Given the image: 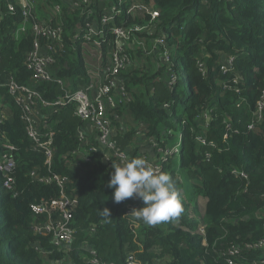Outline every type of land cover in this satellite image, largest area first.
Listing matches in <instances>:
<instances>
[{
  "label": "trees",
  "instance_id": "16d2710c",
  "mask_svg": "<svg viewBox=\"0 0 264 264\" xmlns=\"http://www.w3.org/2000/svg\"><path fill=\"white\" fill-rule=\"evenodd\" d=\"M95 1L103 2L102 7L94 3L100 12L117 0ZM142 1L159 13L150 26L157 29L155 37L160 30L165 33L170 62L166 66L160 54L154 53L143 64L130 46L131 66L120 73L131 78L126 82L131 99L109 112L112 119L117 113L122 115L126 128L115 121L112 137L117 147L134 158L142 154L146 141L150 147L152 141L157 142L155 149L152 147L157 155L159 148L177 144L182 134L180 154L163 164V172L172 177L183 211L176 219L156 226L127 213L128 204L140 208L143 201L133 197L114 202V189L108 187V181L116 157L106 162L107 149L88 131L89 123L76 114L74 104L54 108L35 98L39 128L43 135L53 134L52 165L47 167L44 152L33 148L22 107L7 82L13 77L50 102L85 86L90 67L75 57L74 48L81 44H68L84 19L79 10H70L66 1L48 0L62 7L56 22L64 27L67 51L56 55L50 67L62 84L35 81L26 67L35 35L30 28L20 32L24 19L17 0H0V161L4 143L17 147L10 172L12 188L4 187L5 176L0 170V264H127L131 253L141 264H228L219 250L264 235V110L259 120L254 116L264 90V0ZM9 2L16 5V13L9 11ZM127 14H119L116 24L123 25L124 18L127 27L141 22L140 18L125 17ZM130 36L128 45L142 34L132 31ZM108 48L109 43L103 42L104 54ZM229 57L234 58L231 66L226 63L231 71L224 73L222 64ZM103 60L108 62V57ZM91 62L99 61L93 58ZM167 67L179 75L171 89L164 72ZM236 75H240L239 84L233 82ZM205 113L209 122L203 127ZM253 123L256 127L250 128ZM82 131L87 132L88 144L80 140ZM226 132L229 136L224 140ZM198 134L208 143H200ZM93 145L98 152L90 151ZM88 153L89 162L84 157ZM32 172H38L39 177L50 172L66 177L65 191L76 198L72 218L76 234L70 246L58 245L52 235L35 231L47 214H36L32 205L60 197V187L57 182L39 180ZM200 196L207 199L203 215L197 203ZM106 207L111 210L110 219L101 216ZM191 213L200 215L201 222L190 217ZM201 226L204 234L197 232ZM92 250L97 263L90 261ZM235 260L264 264V251L244 250Z\"/></svg>",
  "mask_w": 264,
  "mask_h": 264
},
{
  "label": "built area",
  "instance_id": "2783aa9c",
  "mask_svg": "<svg viewBox=\"0 0 264 264\" xmlns=\"http://www.w3.org/2000/svg\"><path fill=\"white\" fill-rule=\"evenodd\" d=\"M21 1L22 6V16L25 20H29L34 17L35 13V4L34 0H19ZM72 2V7L74 10H79L81 14L86 15L87 18H90L86 23V27L81 29L83 32V44L88 41L89 44H94L99 48L103 42H108L111 45L115 46L112 57H114L115 62H113L112 67H106L105 70L107 75L103 77L100 76L101 81L95 85V90L92 93L90 91L91 87H80L73 91H67L63 96L57 98L56 100L50 102L42 99L41 95L36 91L30 89L26 85H20L15 81L13 77L7 82L9 92L15 97V101L22 107L23 115L22 119L26 123V131L30 139L33 141V148L44 152L46 159L45 164L49 168L52 165L53 158V134H45L47 138H44L45 135L41 132L39 128V120L37 116V111L35 110V98H39L44 106H51L54 108L62 107L68 104H74L75 112L82 119L90 122L92 127L98 132V140L103 148H107L111 153L104 151V158L107 162H110L112 156L116 157V162L121 163L120 157L125 156L131 159L129 152H126L119 147H117V142L113 140V132L115 130V125L109 117V112L112 111L113 107L117 102H123L128 100V91L124 84L119 81V69L124 68L127 65L125 63V57L122 56V53L126 50L124 49V38L127 37L126 31L130 32L137 30L133 29V26L127 27V25H117L113 24L112 27H107L108 24L114 23L117 16L123 13L131 12H142L143 9L139 5H144L147 11L151 6L147 5L142 0H131L132 3H128L130 0H117V4H113L111 7H105L97 19V9L91 6V0H69ZM140 3V4H139ZM9 11L14 14L16 13V5L13 2L8 3ZM54 10L56 13L61 11V5L55 4ZM149 10V9H148ZM154 13V14H153ZM158 12L154 11L151 8V11H148V15L152 17L151 21H154L158 17ZM93 24L97 25V28H93ZM128 28V29H127ZM130 28V29H129ZM154 32L157 30L155 26L151 27ZM35 34L37 36L33 49L28 53L26 58V67L32 72V78L36 81H53L56 80L59 83H62L61 79H56L53 77V74L50 71V67L53 65L55 59L52 54L54 46L52 44L43 45L42 39H54L59 41L61 47H63L62 33H64L63 25L52 26L48 23H35L34 24ZM79 37V35H77ZM160 45H163L164 48L167 47L165 38L161 35L157 38ZM129 41V39L127 40ZM126 41V42H127ZM95 56L94 54H91ZM165 60H169V50L164 51ZM233 57L226 59L225 63L222 64V70L224 73L231 71V67H227L226 63H229L230 66L233 64ZM101 72V70H100ZM104 79V80H103ZM177 77L175 74L171 76L169 84L171 86L175 85ZM240 75H236L233 79L235 84H239ZM235 92H240V89L235 88ZM167 106V104H165ZM264 110V90L257 101L256 110L254 116L256 120H259L262 117ZM209 116L208 113L204 115ZM209 122V117L203 121V127L207 126ZM204 124H206L204 126ZM257 123L250 125V128H255ZM231 127L230 125L228 128ZM48 135V136H47ZM203 134H198L196 139L202 143L207 144V140ZM229 136V133L224 134V140ZM80 140L84 144H88V136L86 131L80 132ZM157 142L152 141V147L155 149ZM182 144V134L179 135V141L173 146H166L158 149V162L151 160L145 153L139 155L140 157L147 160L155 168L160 171H163V164L167 162L170 158H175L180 154V146ZM209 144L214 145L215 142H209ZM5 152L2 155L0 161V170L5 176L4 187L10 189L13 185V178L10 175V172L14 170L15 161L13 152L17 150V147L12 143H4ZM90 151L98 152L99 148L97 146H91ZM92 153V152H90ZM90 153L86 154L84 157L86 160H90ZM106 154V155H105ZM156 154V153H155ZM32 175L38 177L39 180L46 183L57 182L60 187V197L52 199L51 201H44L40 204H33L32 210L36 214H47V219L38 222L35 225V231L40 234L52 235L54 241L58 245L70 246L75 240L76 231L72 227V218L73 210L76 204V198L68 195L64 188V183L66 177H63L59 174L50 172L47 175L39 177L38 172H32ZM243 177H247V174L241 172ZM264 197V194H263ZM136 199V197H135ZM137 200V199H136ZM136 206L132 204L127 205L126 212L131 213V211ZM201 234H204V228L201 226L198 228ZM263 250L264 251V235L255 241L245 242V243H232L228 248L219 250V256L224 257L228 264H240L235 260V257L239 256L244 250ZM91 253L93 257L90 261L97 263L95 258V251L92 250ZM256 264V262H253ZM127 264H141L135 257L134 254H130L128 257Z\"/></svg>",
  "mask_w": 264,
  "mask_h": 264
},
{
  "label": "clouds",
  "instance_id": "9594fccd",
  "mask_svg": "<svg viewBox=\"0 0 264 264\" xmlns=\"http://www.w3.org/2000/svg\"><path fill=\"white\" fill-rule=\"evenodd\" d=\"M106 155V154H105ZM121 163H113L108 187L114 189L115 203L136 197L143 206L134 208L131 215L146 225L156 226L176 219L183 205L172 177L155 168L142 157H120ZM101 216L112 218L111 210L104 208Z\"/></svg>",
  "mask_w": 264,
  "mask_h": 264
},
{
  "label": "crops",
  "instance_id": "0c3cea01",
  "mask_svg": "<svg viewBox=\"0 0 264 264\" xmlns=\"http://www.w3.org/2000/svg\"><path fill=\"white\" fill-rule=\"evenodd\" d=\"M64 1H66L67 2V4H68V7H69V9L70 10H74L75 8H73L72 7V2L71 1H69V0H64ZM21 1H19V0H17V3L20 5V7H21V11H22V6H21V3H20ZM129 3V2H128ZM130 3H132V2H130ZM34 4H35V13L37 14V19H35L34 17L33 18H30L29 20H25L24 18V23H23V25H21V28H20V32H25V31H27L26 29L27 28H30L31 30H32V32L34 33V35H35V40H36V38H37V36H36V34H35V30H34V24L35 23H48V24H50V25H52V26H58V25H61L60 24V21H58V22H56V16H57V14L58 13H56V11L54 10V7H55V4H58V3H54L53 5L52 4H50L47 0H34ZM114 4H117V3H114ZM40 6H44V9L43 10H39V7ZM61 9H62V7H61ZM61 12V11H60ZM59 12V13H60ZM80 12V11H79ZM97 12V14H96V17H97V19H99V17H100V15L98 14V10L96 11ZM100 13H102L101 11H100ZM126 14V13H125ZM142 14H143V12H131V13H129L128 12V14H127V16H125V17H128V18H131V19H133V20H136V19H138V18H140L141 16H142ZM82 15V16H81ZM80 16L84 19V22H83V24L81 23L80 25H78L77 26V28H76V31H75V33H74V35H73V37H72V39L70 40V41H68V44H77L78 42H80V44H81V48H76V46H74L73 44V46H74V48H75V52H76V55H75V57L78 59L79 57L80 58H82V59H84V63H87L86 62V57L87 56H90L91 54H94V53H99V56L96 58V56H92L91 55V58L93 59H97L99 62H97L96 64H93V66H92V73L90 72L91 71V69H89L88 70V72L90 73V74H93L94 75V78H90L91 76H90V74H89V80L86 82V84H85V86H83V87H86V86H89L90 85V87H91V89H90V91L93 93L94 92V88H95V85H96V83H95V78H96V80H97V78H98V75H99V77L101 76V77H103V74H104V70H105V62H104V60H103V58H104V50L102 49V45L99 47V48H97L94 44H92V43H90L89 44V42L88 41H86L84 44H83V37H82V35H83V32H81V29H83V28H85L86 27V23L89 21V20H91L90 18H87L86 17V15H83V14H81L80 13ZM1 20V19H0ZM124 20L125 21H122L123 22V25H126V22H127V20L124 18ZM115 24H116V20H115V22H114ZM117 25H119V24H117ZM93 28H97V25H94L93 24ZM77 35H79V37H77ZM159 35H161V36H163L164 38L166 37V35H165V33L163 32V31H161L160 30V32H159ZM159 36H157L156 37V39L158 38ZM61 38H62V41H63V47H61V44L59 43V41H57V40H54V39H46V38H44V39H42V43H43V45H46V44H52L53 46H54V50H52L51 52H52V54H53V56L55 57L56 55H62V54H64V53H66V51H67V42H66V39H65V36H64V33H62V36H61ZM44 40L46 41V43H44ZM165 40H166V38H165ZM72 42V43H71ZM166 44H167V41H166ZM129 47H130V45H128ZM168 46V45H167ZM155 49H156V52L155 53H157V50H158V54H160V55H162L160 58H162L163 57V61L166 63V66H167V64H168V62H170V54H169V60H165V58H164V51H165V48L163 47V45H160V44H156L155 45ZM114 49H115V46L114 45H111V44H109V48H108V55H106V57H108V60L110 61V60H112V54H113V51H114ZM163 49V50H162ZM167 49H168V47H167ZM55 59V58H54ZM108 61V62H109ZM55 62V61H54ZM101 62H103V64L102 65H100V63ZM131 63H132V60L131 61H129V63H128V65H130L131 66ZM143 64H145V62H142ZM142 63H138V64H142ZM54 64V63H53ZM147 64V63H146ZM100 66H102V71L101 72H99V67ZM130 66L128 67V68H130ZM165 66V67H166ZM127 67H124V70L127 68ZM68 68H70V66L68 67ZM124 70H123V72H124ZM164 72H165V77H166V82H167V84H168V86H169V88L171 89L173 86H171L170 84H169V81H170V79H171V76L173 75V74H175V76L177 77V81H176V83L175 84H177V82H178V80H179V75H178V73H177V71L176 70H174V68L172 69L171 67H167V69H165L164 70ZM54 77V76H53ZM55 78V77H54ZM33 79V78H32ZM119 79V81H120V83H122V84H124L125 85V87H126V90L128 91V89H127V85H126V82H129L130 80H131V78H130V76L129 75H122L121 73H120V77L118 78ZM34 80V79H33ZM16 81V80H15ZM36 81V80H35ZM17 82V81H16ZM60 84H62V83H60ZM130 99H131V95H130V93L128 92V100L130 101ZM127 100V101H128ZM123 102H125V101H123ZM119 102H117V104H118ZM168 105V104H167ZM111 114L112 113H110L109 114V117L111 118ZM113 114H115V113H113ZM38 115V114H37ZM115 116V118L114 119H112L111 118V120L113 121V123L116 121V122H119L120 123V126H122L124 129L126 128L125 126H126V124H124L125 123V121H124V119H123V116L122 115H120L119 113H117L116 115H114ZM86 121V120H85ZM129 121H131V120H129ZM86 122H88V121H86ZM89 123V129H88V131H91L92 133H94L95 134V138H96V141L99 143V145H101L100 144V141L98 140V132H97V130L96 129H94L93 127H92V125L90 124V122H88ZM90 132V133H91ZM113 139V138H112ZM114 140V139H113ZM179 141V140H178ZM107 149V148H106ZM106 152H109V153H111L108 149H107V151ZM140 152L143 154V153H145L151 160H153V161H155V162H158L159 161V159H158V156L155 154V152L153 151V148L152 147H150V145L148 144V142L146 141L145 143H144V145H143V147H141V149H140ZM131 155V154H130ZM113 157H115V156H112V158ZM140 157V156H139ZM111 158V159H112ZM90 160H87V162H89ZM107 162V161H106ZM182 193L184 194V192L182 191ZM200 198H203V197H198V199H197V203H199L200 202ZM206 201H207V199H206ZM206 204H207V202H206ZM206 208V207H205ZM190 211H192V210H190ZM203 211H201L200 210V213L201 214H204V212H205V210H204V212L202 213Z\"/></svg>",
  "mask_w": 264,
  "mask_h": 264
},
{
  "label": "rangeland",
  "instance_id": "374dc122",
  "mask_svg": "<svg viewBox=\"0 0 264 264\" xmlns=\"http://www.w3.org/2000/svg\"><path fill=\"white\" fill-rule=\"evenodd\" d=\"M48 1V0H47ZM94 3H98V5H97V7H102L103 6V2L102 1H98V2H94V0H91V6L92 7H94ZM140 4V3H139ZM151 5V4H150ZM139 7L141 8V9H143L142 10V12H143V14H142V16L140 17V19H141V22L140 23H137V24H135L134 25V27H132L133 29H135V30H137L139 33H141L142 34V36H138V39L137 40H135L134 41V43H132L130 46L132 47H134V51L136 52L137 51V54H138V57H140V58H142V60L140 61V62H148V60H149V58H150V55H152V54H154L155 52H156V47H155V45L157 44V43H159L158 41H160V40H157L156 39V37L154 36V34L157 32V30L154 32L152 29H150V23H151V19H152V17L150 16V17H147L146 18V16H149L148 15V11H151V8L154 10V11H156V9L153 7V6H151V8H148L147 9V11L145 12V8L144 7H146V6H144V5H139L136 9H139ZM104 11V9L101 11V12H103ZM99 14H100V12H98ZM154 14V13H153ZM34 18L35 19H37L38 17H37V14L36 13H34ZM131 26H133V25H131ZM130 29V28H129ZM126 35H127V37L126 38H124L123 40L125 41V43H124V49L126 50L125 52H123L122 53V56L123 57H125V63H124V65H128V63H129V61H131L132 60V58H131V55H130V53H129V50H130V47L128 46V44H127V40L128 39H130V31L129 30H127L126 31ZM166 41V40H165ZM157 53H158V50H157ZM106 55H108V53H106V54H104V56H106ZM95 56H96V58L99 56V53H95ZM162 55H160V57H161ZM152 58V57H151ZM153 59V58H152ZM161 59V61H162V63H163V57L162 58H160ZM91 60H92V58H91ZM91 60H90V56H87L86 57V62H87V64H89V67H90V69H91V73H92V66H93V63L91 62ZM109 61V60H108ZM113 62H115V60H114V57L112 58V60H110L109 62H105V68L106 67H112V64H113ZM103 64V62H101L100 63V65H102ZM99 72H100V70L102 71V66H100L99 68ZM124 68H120L119 69V76H120V72L123 70ZM90 74V73H89ZM104 79H105V76L107 75V72H106V70H104ZM90 78H94V75L93 74H90ZM103 79V80H104ZM95 80V83L96 84H98L100 81H101V78L99 77V75H98V78H97V80H96V78L94 79ZM234 90H235V88H234ZM209 116H204V118H202L203 120H205L206 118H208ZM127 118H129V117H127ZM187 188L188 187H186L185 189L187 190ZM202 197V196H201ZM185 200H186V197H185ZM206 198H200V202L198 203V209H199V212H200V210L201 211H203L204 212V210H205V207H206ZM192 208H193V205H190V207H189V209L190 210H192ZM202 212V213H203ZM203 215V214H202ZM190 217H193V218H195L196 220H198L199 222H201L200 221V215L199 216H196L195 217V215H194V213H191L190 214ZM197 232H200V230H197ZM201 234V233H200Z\"/></svg>",
  "mask_w": 264,
  "mask_h": 264
}]
</instances>
